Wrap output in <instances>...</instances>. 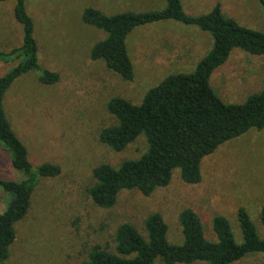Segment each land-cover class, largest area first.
<instances>
[{
    "label": "rangeland",
    "instance_id": "1",
    "mask_svg": "<svg viewBox=\"0 0 264 264\" xmlns=\"http://www.w3.org/2000/svg\"><path fill=\"white\" fill-rule=\"evenodd\" d=\"M181 1L192 15L207 13L221 3L226 16L264 31L260 0ZM15 4L16 0L0 1L2 50L19 47L23 42V26L14 16ZM26 6L36 26L39 63L59 72L61 78L50 86L40 83L39 72L20 78L6 94L5 109L32 163H55L62 171L39 181L28 215L16 224L17 237L6 264L82 262L93 246H113L115 231L125 221L145 234V219L153 212H160L168 223V240L181 244L184 236L179 215L188 207L200 215L206 235L212 240L217 239L213 218L224 215L236 241H243L240 208H245L264 237V128H252L205 156L199 183L184 182L176 168L168 186L150 195L123 189L111 208L96 206L89 196L97 165L117 167L125 160L139 158L148 148L145 135L121 151L100 141L101 129L117 121L107 109V101L120 96L139 104L147 91L166 76L193 72L213 46L214 38L208 31L174 19L137 26L127 37L134 78L125 80L104 61L90 58V48L107 34L84 22V9L94 7L109 15L144 12L165 8L166 0H26ZM15 62L0 61V75ZM210 83L225 102H244L264 89V55L234 48L228 60L214 70ZM0 178H24L1 144ZM9 198L10 194L0 187V212ZM156 264L164 263L159 259ZM234 264H264V253L247 255Z\"/></svg>",
    "mask_w": 264,
    "mask_h": 264
},
{
    "label": "trees",
    "instance_id": "2",
    "mask_svg": "<svg viewBox=\"0 0 264 264\" xmlns=\"http://www.w3.org/2000/svg\"><path fill=\"white\" fill-rule=\"evenodd\" d=\"M260 2L264 10V0ZM14 16L23 26V42L10 50L0 48V61L8 64L16 60L0 75V144L11 154L13 167L23 173L24 178H0V187L10 194L0 212V264H6L10 257L17 237L16 224L28 215L39 181L58 176L62 171L55 163L39 166L32 163L28 148L13 129L5 109L6 94L20 78L39 72L38 80L48 86L61 78L59 72L43 68L39 63L36 26L26 0H16ZM82 18L107 34L90 48V58L104 61L125 80L134 78L127 37L137 26L174 19L196 25L214 38L212 48L193 72L166 76L147 91L141 103L135 104L120 96L107 101V109L117 121L101 129L100 141L121 151L137 137L145 135L148 148L139 158L125 160L117 167L100 163L93 169V183L88 192L96 206L113 207L123 189H137L150 195L170 184L176 168L180 169L184 182L199 183L205 156L252 128H264V89L249 95L242 103H227L210 83L214 70L228 60L234 48L264 55V31L241 25L226 16L221 3L200 15L187 13L181 0H166L165 8L160 10L111 15L87 7ZM179 221L184 236L181 244L168 240V223L160 212H153L145 219V234L125 221L115 231L113 246L95 245L87 259L76 264H156L159 259L164 264H234L247 255L264 253V237L260 236L245 208L239 209L242 242L236 241L231 223L224 215L213 218L216 240L207 237L203 221L193 208L181 210ZM261 221L264 224V207Z\"/></svg>",
    "mask_w": 264,
    "mask_h": 264
}]
</instances>
